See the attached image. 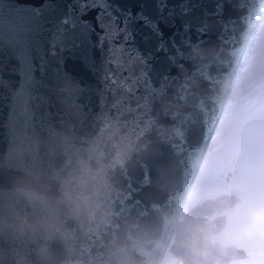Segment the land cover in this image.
I'll return each instance as SVG.
<instances>
[{
  "label": "water",
  "instance_id": "obj_1",
  "mask_svg": "<svg viewBox=\"0 0 264 264\" xmlns=\"http://www.w3.org/2000/svg\"><path fill=\"white\" fill-rule=\"evenodd\" d=\"M263 15L0 0V264H158Z\"/></svg>",
  "mask_w": 264,
  "mask_h": 264
},
{
  "label": "trees",
  "instance_id": "obj_2",
  "mask_svg": "<svg viewBox=\"0 0 264 264\" xmlns=\"http://www.w3.org/2000/svg\"><path fill=\"white\" fill-rule=\"evenodd\" d=\"M240 70L256 96L246 125L209 141L160 264H264V164L253 144L264 142V15ZM177 230L197 257L171 250Z\"/></svg>",
  "mask_w": 264,
  "mask_h": 264
},
{
  "label": "rangeland",
  "instance_id": "obj_3",
  "mask_svg": "<svg viewBox=\"0 0 264 264\" xmlns=\"http://www.w3.org/2000/svg\"><path fill=\"white\" fill-rule=\"evenodd\" d=\"M251 38L252 36L249 38L248 41H250ZM253 41L250 44V48L248 52L253 46ZM248 81H250V78L241 75V70L239 69L235 77V80L233 82L231 91L229 93L228 100L216 123V126L211 135L210 141L213 140V142H218L219 140H222L225 137H227L232 132L241 128V126L243 127L246 125L245 118L247 117V114L243 116L244 112H246L253 105L256 99L255 95L252 96L251 93L246 94V92L248 91L247 85H250ZM253 144L260 150V153L263 159V164H264V142L255 140L253 141ZM191 197H192V194H189V198ZM175 222H176V219H175ZM189 230H190V227H189ZM193 230L195 231V228ZM180 233L182 232L181 231L178 232V230L175 233V236H174L175 242L173 243L171 250L172 251L174 250L176 253L183 255L186 260H190L191 257H197V252H196L195 247H192V249L189 251L190 254H188V250L190 249V247H187L183 241V238L185 237V232H184V236H181ZM162 259H163V253H162V256L158 264L161 263Z\"/></svg>",
  "mask_w": 264,
  "mask_h": 264
},
{
  "label": "bare ground",
  "instance_id": "obj_4",
  "mask_svg": "<svg viewBox=\"0 0 264 264\" xmlns=\"http://www.w3.org/2000/svg\"><path fill=\"white\" fill-rule=\"evenodd\" d=\"M252 35H253V34L251 33L250 37H251ZM251 39H252V38H251ZM251 39H250V41H248V43L246 44V48H247V47H250ZM236 72H237V70H236ZM173 226H174V224H173ZM172 229H173V227H172ZM172 229H171V231L166 235L167 237H166L165 245H164V246H166V244H167V242H168V240H169V238H170V235H171ZM163 251H164V250H163Z\"/></svg>",
  "mask_w": 264,
  "mask_h": 264
}]
</instances>
